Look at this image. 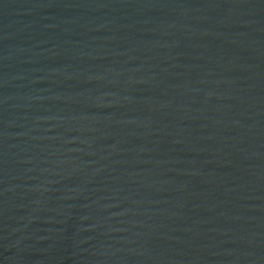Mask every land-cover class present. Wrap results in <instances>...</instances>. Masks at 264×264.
Returning <instances> with one entry per match:
<instances>
[{
	"label": "water",
	"instance_id": "obj_1",
	"mask_svg": "<svg viewBox=\"0 0 264 264\" xmlns=\"http://www.w3.org/2000/svg\"><path fill=\"white\" fill-rule=\"evenodd\" d=\"M0 264H264V0H0Z\"/></svg>",
	"mask_w": 264,
	"mask_h": 264
}]
</instances>
